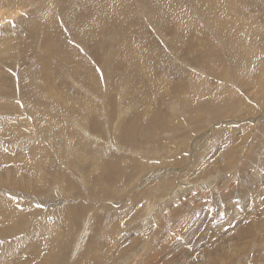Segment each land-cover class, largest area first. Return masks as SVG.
I'll return each instance as SVG.
<instances>
[{"label": "rangeland", "instance_id": "374dc122", "mask_svg": "<svg viewBox=\"0 0 264 264\" xmlns=\"http://www.w3.org/2000/svg\"><path fill=\"white\" fill-rule=\"evenodd\" d=\"M84 1L0 0V264H264V0Z\"/></svg>", "mask_w": 264, "mask_h": 264}, {"label": "bare ground", "instance_id": "6f19581e", "mask_svg": "<svg viewBox=\"0 0 264 264\" xmlns=\"http://www.w3.org/2000/svg\"><path fill=\"white\" fill-rule=\"evenodd\" d=\"M83 1H84V0H83ZM84 3H85V1L83 2V4H84ZM221 3H222V2H221ZM204 8H206V7L204 6ZM212 10H213V9H212ZM212 10H211V17L213 18L215 15H217V13L214 12V11H212ZM4 12H5L6 14H2V13H4ZM9 12H10V11H5V10H4L2 13L0 12V21H1V17H2V16H5V15H6L7 17H9ZM228 12H229V11H228ZM11 14H12L14 17H16V15H18L19 12L17 11V9H16V10L14 9V11H13V10L11 11ZM2 18H3V17H2ZM5 19H6V18H5ZM1 22H2V21H1ZM0 25H1V24H0ZM237 42H238V41H237ZM48 94H50V93H48ZM48 97H49V96H48ZM5 260H6V259H5ZM5 263H7V264L10 263V264H11V262H9V261H7V260L5 261ZM5 263H4V264H5ZM16 264H20V263H19V262H16Z\"/></svg>", "mask_w": 264, "mask_h": 264}, {"label": "snow or ice", "instance_id": "6c2138e0", "mask_svg": "<svg viewBox=\"0 0 264 264\" xmlns=\"http://www.w3.org/2000/svg\"><path fill=\"white\" fill-rule=\"evenodd\" d=\"M41 206H42V205H39V204L37 205V207H41Z\"/></svg>", "mask_w": 264, "mask_h": 264}]
</instances>
